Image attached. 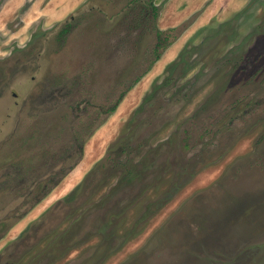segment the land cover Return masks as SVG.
<instances>
[{
  "label": "rangeland",
  "instance_id": "1",
  "mask_svg": "<svg viewBox=\"0 0 264 264\" xmlns=\"http://www.w3.org/2000/svg\"><path fill=\"white\" fill-rule=\"evenodd\" d=\"M72 2L0 0V264H264V0ZM106 157L95 200L12 244ZM127 161L131 204L74 240Z\"/></svg>",
  "mask_w": 264,
  "mask_h": 264
},
{
  "label": "flooded vegetation",
  "instance_id": "2",
  "mask_svg": "<svg viewBox=\"0 0 264 264\" xmlns=\"http://www.w3.org/2000/svg\"><path fill=\"white\" fill-rule=\"evenodd\" d=\"M62 84H66V83H62ZM39 116L42 117L43 115H39ZM71 122H74V119H71ZM43 141H44V143H43V146H44L46 144V141L44 139H43ZM126 141L127 140L125 138L121 139L113 147L114 149H117V151L113 150L112 152H109L110 158L115 160V163L117 162L116 166H119V162L122 161L121 156L124 154L122 151L125 150V145L127 144ZM37 150H38V147L34 150V152ZM106 160H109V157H106L105 159H102L101 161L99 160L98 165H96V167L94 169L90 170V172L86 173V175L82 179L81 183L78 185L77 189L75 190V193L72 191L70 193L71 195H69V197H67L65 199L56 200L49 207V209L47 211H45L44 215H42L38 219L37 218L34 219L32 221V223H30L27 231H25V233H23L22 236L18 237L12 244L13 245H16L18 243L20 244L29 235H34L33 237L39 238L40 237L39 232H41L42 229H44V226H47L48 223L51 224V222H50L51 218H56L55 215L62 212L61 209H65V211L68 210L70 213L72 212L71 214H73V213H75L73 211L75 208L81 207L85 202L87 203L91 198H92V200H95V195H94L95 192L101 187V185H103L107 181L106 180L107 176L105 177L104 173L108 170V168L103 167ZM128 160H130V159H128ZM129 163H130V161H127L125 163L126 167L124 166L123 168H119V167L115 166V168L111 170L115 173L120 171L119 172L120 175L118 176L117 183H115L114 186L111 187L109 195L102 197L100 199V200H102L101 204L100 205H94L95 203L91 202V204H89L86 207V209L83 210L81 215L79 217H77L75 219V221L73 220L72 223H70V225L72 224L71 229L78 227L77 231H76L78 234L74 236V240H77L78 238H80L79 236L86 234L85 232H94L95 231L96 234H100L101 233L100 230L103 227L104 222L106 220L109 222V218H111V216L110 217L109 216L99 217V215H97L95 217L92 216L93 215V214H91L92 211L97 209V207H103L104 205L107 206L109 203L113 202L115 199L118 201V208H120V207L125 208L131 204V201L135 198V197H133L132 194H130V196L127 199H123L121 197V199L119 200V196L123 193H127L128 191H130V188H133L135 190L136 186L139 187V183L144 182L146 175H147V172L145 173V175H142V172H139L141 170L139 168H137L136 165H134L133 167H128ZM148 164H149V162L146 164L145 168L147 167ZM149 168H150V165H149ZM92 188H96V189H92ZM143 188H144V185H142L141 189L146 190V188L145 189H143ZM86 189H89L87 194L84 196L86 201L83 200L81 204L76 205L74 203V201L78 198H82L81 195L86 193L85 192ZM39 197H40V199H39ZM39 197H37L39 199L38 203L45 196H43V197L39 196ZM123 201H125V202L123 204H120ZM118 208H117V211L122 210V209L118 210ZM48 219H49V221H48ZM67 219L68 218L62 219V220L66 221ZM62 220L60 221L58 219H55L54 226L52 227V229L53 228L57 229V227L60 228V225L62 224ZM66 234H63V236ZM64 239H68V237L64 236L63 238H61L60 239L61 243L54 242L52 244V246L48 247V249L45 251H54L55 249H58V251H61V250L67 251L69 249V247L71 246V242H69V241L66 242V241H64ZM38 245H40V243Z\"/></svg>",
  "mask_w": 264,
  "mask_h": 264
},
{
  "label": "crops",
  "instance_id": "3",
  "mask_svg": "<svg viewBox=\"0 0 264 264\" xmlns=\"http://www.w3.org/2000/svg\"><path fill=\"white\" fill-rule=\"evenodd\" d=\"M79 2V1H78ZM78 2H75L76 4L78 3ZM58 3L60 4V5H62L60 8H53V10L52 11H48L46 14H49L50 16H56V14L58 13L59 15H67V14H69L70 12V10L73 8V6L75 5L74 4V2H72V0H58ZM51 6H52V4H50V2H49V5L47 6V7H50L51 8ZM53 7H54V5H53ZM200 7H198V9H199ZM197 9V10H198ZM69 12V13H68ZM62 19V18H61ZM34 207H32V208H30L24 215H22L19 219H17V222H19V221H21V219H23V217L27 214V213H29L30 212V210L32 211V209H33Z\"/></svg>",
  "mask_w": 264,
  "mask_h": 264
},
{
  "label": "trees",
  "instance_id": "4",
  "mask_svg": "<svg viewBox=\"0 0 264 264\" xmlns=\"http://www.w3.org/2000/svg\"><path fill=\"white\" fill-rule=\"evenodd\" d=\"M137 1H142V0H130L129 4L132 5L133 2H137ZM145 5L143 6L144 8V12L145 15H149L151 14L153 19H157L158 15H159V9L157 8V6L155 5V3H153V0H150V2L144 3ZM138 82V81H137ZM136 82V83H137ZM135 83V84H136ZM35 180L32 182V184H30L31 186L35 185L36 183H34ZM21 184V182H19ZM18 183V184H19Z\"/></svg>",
  "mask_w": 264,
  "mask_h": 264
},
{
  "label": "bare ground",
  "instance_id": "5",
  "mask_svg": "<svg viewBox=\"0 0 264 264\" xmlns=\"http://www.w3.org/2000/svg\"><path fill=\"white\" fill-rule=\"evenodd\" d=\"M73 180H75V179H73ZM70 184V183H69ZM72 184V183H71ZM69 187H71V186H69Z\"/></svg>",
  "mask_w": 264,
  "mask_h": 264
}]
</instances>
